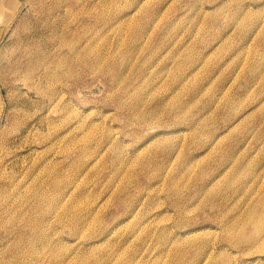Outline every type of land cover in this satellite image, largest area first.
<instances>
[{"label": "rangeland", "instance_id": "obj_1", "mask_svg": "<svg viewBox=\"0 0 264 264\" xmlns=\"http://www.w3.org/2000/svg\"><path fill=\"white\" fill-rule=\"evenodd\" d=\"M0 264H264V0H0Z\"/></svg>", "mask_w": 264, "mask_h": 264}]
</instances>
